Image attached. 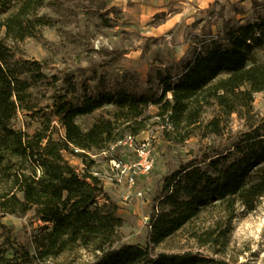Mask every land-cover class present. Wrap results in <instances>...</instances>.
<instances>
[{
    "label": "trees",
    "instance_id": "16d2710c",
    "mask_svg": "<svg viewBox=\"0 0 264 264\" xmlns=\"http://www.w3.org/2000/svg\"><path fill=\"white\" fill-rule=\"evenodd\" d=\"M50 1L0 0V217L34 210L44 223L27 239L0 234V264H61L55 260L64 254L83 252L92 256L86 264H231L200 251L155 253L154 247L205 209L222 205L234 214L239 205L254 210L264 200V115L253 104L264 91V12L227 22L176 73L158 70L156 87L150 78L143 89L123 82L77 95L71 81L65 92L57 91L59 77L48 75L42 61L16 58L15 43L54 24L40 13ZM43 85L55 88L46 106L34 93ZM106 105L113 107L110 117L87 129L76 121ZM150 106L158 108L164 132L176 144L201 127L205 136L221 134L235 113L246 129L231 147L166 174L146 242L121 243L120 206L92 170L89 152L139 134ZM215 106L218 114L203 124ZM20 110L38 116L40 126L33 132L17 128ZM69 155L81 158L83 167Z\"/></svg>",
    "mask_w": 264,
    "mask_h": 264
},
{
    "label": "rangeland",
    "instance_id": "374dc122",
    "mask_svg": "<svg viewBox=\"0 0 264 264\" xmlns=\"http://www.w3.org/2000/svg\"><path fill=\"white\" fill-rule=\"evenodd\" d=\"M256 10L264 12V0H51L40 13L52 17L54 24L15 43L14 49L17 59L42 61L48 75L59 77L56 90L62 93L69 81L76 84L77 95L94 91L101 84L114 89L125 82L143 89L150 78L156 87L158 70L176 73L203 40L222 34L229 21L253 18ZM54 90L45 85L34 89L41 106L52 103ZM253 104L255 111L264 115V91L255 94ZM112 110L106 105L76 121L87 129L101 117H110ZM157 112L156 106L147 109L150 117L139 134H126L109 150L89 152L92 170L120 206L118 214L124 219L121 243L146 242L149 219L166 174L231 147L246 129L244 119L235 113L223 122L221 134L205 136L201 127L176 144L164 132L165 124ZM217 114L216 106L208 108L203 124ZM13 123L30 132L40 126L39 117L24 110ZM69 157L83 167L81 158ZM145 157L152 165L141 171ZM130 176L136 181L133 186L129 185ZM43 225L34 210L7 214L0 217V234L27 239ZM154 251H200L231 264H264V200L254 210L239 205L234 214L222 205L205 209ZM91 260L92 256L83 252L67 253L55 261L86 264Z\"/></svg>",
    "mask_w": 264,
    "mask_h": 264
},
{
    "label": "built area",
    "instance_id": "2783aa9c",
    "mask_svg": "<svg viewBox=\"0 0 264 264\" xmlns=\"http://www.w3.org/2000/svg\"><path fill=\"white\" fill-rule=\"evenodd\" d=\"M143 161H144V162H143ZM143 161H142L143 163H140V165H142V166L144 167V169H140V170H141V171H144V170H148V169H150L152 163H151L150 161H148V159H146V157L144 158ZM128 181H129V185H130V186H133V185H135V183H136L135 178H134L133 176H130V177L128 178Z\"/></svg>",
    "mask_w": 264,
    "mask_h": 264
},
{
    "label": "crops",
    "instance_id": "0c3cea01",
    "mask_svg": "<svg viewBox=\"0 0 264 264\" xmlns=\"http://www.w3.org/2000/svg\"><path fill=\"white\" fill-rule=\"evenodd\" d=\"M153 7V6H152ZM154 8V7H153Z\"/></svg>",
    "mask_w": 264,
    "mask_h": 264
}]
</instances>
